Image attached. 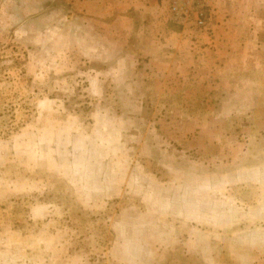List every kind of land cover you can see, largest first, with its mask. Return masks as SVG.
I'll return each instance as SVG.
<instances>
[{"label": "rangeland", "instance_id": "1", "mask_svg": "<svg viewBox=\"0 0 264 264\" xmlns=\"http://www.w3.org/2000/svg\"><path fill=\"white\" fill-rule=\"evenodd\" d=\"M147 1L0 0V264H264V0Z\"/></svg>", "mask_w": 264, "mask_h": 264}, {"label": "built area", "instance_id": "2", "mask_svg": "<svg viewBox=\"0 0 264 264\" xmlns=\"http://www.w3.org/2000/svg\"><path fill=\"white\" fill-rule=\"evenodd\" d=\"M168 9L175 21L185 23L188 15L193 16L195 28L205 24L203 11L209 7L210 0H167Z\"/></svg>", "mask_w": 264, "mask_h": 264}, {"label": "crops", "instance_id": "3", "mask_svg": "<svg viewBox=\"0 0 264 264\" xmlns=\"http://www.w3.org/2000/svg\"><path fill=\"white\" fill-rule=\"evenodd\" d=\"M147 2L150 3L151 5H152V4L157 5V4L154 2V0H148ZM139 7H142V6L139 5Z\"/></svg>", "mask_w": 264, "mask_h": 264}]
</instances>
